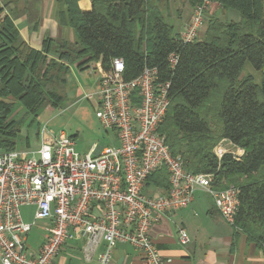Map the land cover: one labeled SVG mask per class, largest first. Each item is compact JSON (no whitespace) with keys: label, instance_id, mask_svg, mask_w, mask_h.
<instances>
[{"label":"trees","instance_id":"obj_1","mask_svg":"<svg viewBox=\"0 0 264 264\" xmlns=\"http://www.w3.org/2000/svg\"><path fill=\"white\" fill-rule=\"evenodd\" d=\"M78 1L53 0L59 25L72 29L76 39L45 35L36 49L15 20L23 12L37 29L38 15L29 14L27 4L19 9L18 0H0V149L16 148L27 115L29 126L45 107L62 105L71 64L83 69L101 61L108 68L113 57H121L127 80L144 66L155 67L158 80L170 84L158 130L171 154L180 155L187 170L211 174L212 188L239 189L233 226L264 250V0H209L238 11L240 19L210 18L203 37L189 42L174 32L159 0H91L88 11ZM171 52L177 55L172 69ZM222 139L243 153L218 158L213 148ZM146 185L167 190L166 168L149 175Z\"/></svg>","mask_w":264,"mask_h":264},{"label":"built area","instance_id":"obj_2","mask_svg":"<svg viewBox=\"0 0 264 264\" xmlns=\"http://www.w3.org/2000/svg\"><path fill=\"white\" fill-rule=\"evenodd\" d=\"M209 2L203 0L193 8L178 32L182 42L200 38ZM167 62L174 68L177 55L171 52ZM93 72L97 74L95 87L82 97L92 102L102 127L114 131L116 143L93 144L82 153L74 137L45 122L39 127L37 149H0L1 264H52L65 242L73 239L84 240L82 252L87 261L104 243L94 264H109L118 243L138 248L146 264H164L150 229L164 213L190 204L197 188L209 192L222 218L234 225L239 189L229 185L216 190L210 184L211 174L184 168L158 131L170 102V84L158 80L157 68L144 66L127 80L123 59L113 57L108 68L96 61ZM231 147L219 143L213 152L218 158L226 152L235 157L242 154V149ZM162 167L168 174V189L147 192L148 176ZM28 205L34 206V212L32 220L25 222L21 207ZM38 220L48 224L43 242L33 250L26 239ZM179 238L182 244L189 241L183 228Z\"/></svg>","mask_w":264,"mask_h":264},{"label":"crops","instance_id":"obj_3","mask_svg":"<svg viewBox=\"0 0 264 264\" xmlns=\"http://www.w3.org/2000/svg\"><path fill=\"white\" fill-rule=\"evenodd\" d=\"M47 1H49L47 7H43V0L40 3L41 11L38 14L36 31L31 28L25 13H19L15 20L23 39L36 49L41 48L45 35L53 38L68 37L65 34L69 33V28L59 25L55 17L53 0ZM78 5L82 11H88L91 9V0H79ZM226 143L231 146L230 142ZM23 209L30 216V220L24 218L23 220L30 222L34 206H22V217ZM38 224L41 229L40 243L37 248L27 245L33 250L38 249L43 242L44 226L48 221L38 220L35 226ZM181 228L189 236V241L185 244L180 242ZM150 236L160 251L164 264H264L263 248L256 241L247 238L246 233L241 229L227 223L216 209L210 193L201 188L195 190L193 201L186 207L172 213H164L150 229ZM83 241V239L66 241L52 264H94L104 243L98 246L94 257L87 261L82 252ZM109 264H146V262L138 248L129 243H118L113 248Z\"/></svg>","mask_w":264,"mask_h":264},{"label":"rangeland","instance_id":"obj_4","mask_svg":"<svg viewBox=\"0 0 264 264\" xmlns=\"http://www.w3.org/2000/svg\"><path fill=\"white\" fill-rule=\"evenodd\" d=\"M30 1L32 0H18L19 9L27 4L29 14L38 15L39 11H41L40 3L42 0H33L32 3H29ZM158 3L166 18L174 25L175 33L179 32L186 26L193 8L198 5L191 6L187 0H159ZM47 5H49V1L43 0V7H47ZM180 14H182L181 17L177 18ZM210 18H216L221 21H239L240 15L239 12L234 9L226 10L221 8L218 3L214 4L210 1L204 10V22L199 33L200 38L203 37ZM37 29L34 30L36 31ZM59 31H61V29H59ZM65 35L70 39H76V34L72 29H69V33ZM94 64L95 62H90L88 63V66L83 69L78 68L75 63L70 65V71L67 75L68 83L65 87L66 98L62 105L56 109L45 107L37 117H32L34 121L29 126L27 125V122L31 115H27L16 143V147L28 150L37 149V128L45 122H47L48 126L54 130L64 129L68 134L74 135L73 137L75 139L76 148L82 153L90 151L93 144H97L100 147L114 144L116 141L114 131L110 129L106 130L102 127L95 115V109L92 102L82 97L83 94L95 87L97 74L93 72ZM250 68L251 65L246 63L245 71H249ZM251 72L254 73L253 70H251ZM24 112L25 111L22 108L19 110L18 115H23ZM25 136H27L28 144H26ZM226 142L229 141L222 139L215 146L221 143L227 149H232V147ZM233 149L235 151L241 148L233 147ZM146 191L152 192V187H147ZM156 191H160V189L157 188L153 192ZM22 211V218H24V220H30L29 214H27L24 209ZM40 236L41 229L39 224L36 226L34 225L27 236V245L31 248H37L40 243Z\"/></svg>","mask_w":264,"mask_h":264},{"label":"water","instance_id":"obj_5","mask_svg":"<svg viewBox=\"0 0 264 264\" xmlns=\"http://www.w3.org/2000/svg\"><path fill=\"white\" fill-rule=\"evenodd\" d=\"M98 149V148H97ZM97 151V150H96Z\"/></svg>","mask_w":264,"mask_h":264}]
</instances>
